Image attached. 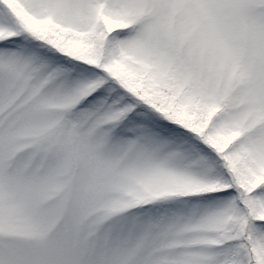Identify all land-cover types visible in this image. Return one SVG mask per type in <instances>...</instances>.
<instances>
[{
	"label": "snow or ice",
	"instance_id": "1",
	"mask_svg": "<svg viewBox=\"0 0 264 264\" xmlns=\"http://www.w3.org/2000/svg\"><path fill=\"white\" fill-rule=\"evenodd\" d=\"M0 264H264V0H0Z\"/></svg>",
	"mask_w": 264,
	"mask_h": 264
}]
</instances>
